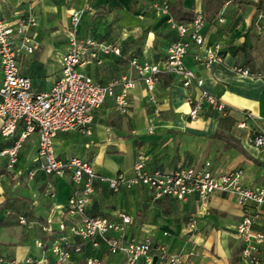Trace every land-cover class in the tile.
Returning <instances> with one entry per match:
<instances>
[{
	"label": "crops",
	"instance_id": "0c3cea01",
	"mask_svg": "<svg viewBox=\"0 0 264 264\" xmlns=\"http://www.w3.org/2000/svg\"><path fill=\"white\" fill-rule=\"evenodd\" d=\"M175 1L0 0V22L15 23L28 14L37 18L38 25L31 34L39 43L38 49L17 56V65L30 79L34 93L49 89L60 77L59 59L68 46L71 15L86 5L89 9L82 14L78 35L118 46L120 55L102 56L100 64L88 63L80 71L101 84L121 78L135 82L125 113L117 109L113 97L107 98L93 112L90 136L76 131L56 136L54 148L59 159H81L109 178H131L138 155L146 158L148 172L162 174L180 168L201 169L209 163L214 174L241 169L244 186L264 189V147L248 143L252 132L264 134V10L257 12L254 4L264 5L238 0L214 12L207 10L204 0H182L184 9L202 11L205 17L204 46L190 44L183 58L184 66L202 81V86L193 82L185 88L173 76H160L155 88L159 117L154 118L145 86L130 61L159 64L166 58L178 36L168 18L154 6L168 4L170 8ZM215 44L221 46L222 62L207 69L195 57ZM234 67L247 69L254 76L235 74ZM2 79L0 68V87ZM120 90L116 87L115 95ZM202 91L220 102L226 114H219L203 101ZM200 101L201 108L192 119V105ZM246 114L251 118L245 120ZM242 121H246V128L238 127ZM22 131L20 123L10 140L0 136V151L18 140ZM37 141V134L23 141L12 170L7 167L8 159L0 156V257L17 262L33 258L36 264H52L49 248L64 235L69 244L82 247L70 264H84L87 258L104 264H127L123 254H108L103 243L94 247L68 234L78 221L63 211L74 185L69 173L62 177L43 173ZM23 150L27 154L20 161ZM29 172H34L33 178H29ZM86 212L116 221L118 213L127 214L131 222L121 236L123 242L149 240L155 247L164 246L168 252L184 256L190 264H246L240 256L243 243L236 233L243 209L225 192L211 194L202 204L195 195L183 201L154 199L146 186L114 193L105 184H97ZM19 218H24L26 224H20ZM252 229L264 235V208L259 209ZM190 252L193 255L187 257ZM258 256L264 258V243ZM137 264L148 263L141 258ZM155 264L163 263L158 260Z\"/></svg>",
	"mask_w": 264,
	"mask_h": 264
},
{
	"label": "built area",
	"instance_id": "2783aa9c",
	"mask_svg": "<svg viewBox=\"0 0 264 264\" xmlns=\"http://www.w3.org/2000/svg\"><path fill=\"white\" fill-rule=\"evenodd\" d=\"M258 3L264 0H250ZM156 11L168 19V23L175 29L178 40L173 42L166 58L159 64H140L136 59L130 61L147 92V100L152 106V116L159 117L158 101L155 88L160 76L170 75L180 81L185 88L193 82L202 86V81L196 79L194 73L188 70L183 58L189 50L190 44L204 46L202 28L205 17L202 11H195L193 20L180 23L172 19L169 5L154 6ZM73 12L68 29V46L66 52L59 59L61 74L58 80L47 90L34 93L31 81L22 75L17 56L20 52L32 54L38 49L39 43L31 30L38 25L37 18L28 14L15 23L0 22V68L3 79L0 87V136L10 140L21 123L23 131L18 140L6 149L0 151L1 157L8 159L7 167L12 170L18 161V155L23 141L31 134H37V158L40 168L46 176L62 177L70 174L74 185L72 195L63 208L64 213L77 219V223L68 229V234L81 242H89L96 247L99 242L106 247L108 254H123L127 264H137L144 258L152 264L153 255L163 264H190L186 258L168 252L164 246H153L149 240L143 242H123L121 236L131 219L127 214L118 213L113 220L106 217H92L86 212L91 196L97 184H105L114 193L122 188L131 189L142 185L150 188L154 199L173 198L178 201L195 195L204 204L206 198L215 192L230 194L236 205L243 209V216L236 227V233L242 240L241 259L246 264H264V258L258 256L259 247L264 243V235L252 229L259 217V209L264 208V189H251L243 185V171L235 169L223 174L210 171V164L205 163L201 169L180 168L170 174L148 172L146 158L138 155L133 165V176L125 178L104 177L99 175L91 164L78 158L61 160L56 156L54 140L59 133L80 132L84 136L91 135L93 112L99 109L107 98H114L115 105L121 113L128 107V94L135 87V82L121 78L109 84H101L80 71L84 65L94 62L101 63L102 56L120 55L118 46L100 42L92 37L78 35V26L84 10ZM221 21V20H220ZM17 36V41L12 40ZM186 39V40H184ZM195 61L209 69L213 64L222 62L221 46L215 44L205 48L203 53L195 57ZM233 72L242 76H254L247 69L234 67ZM120 86V93L115 95L116 87ZM201 99L225 115V107L206 91H202ZM191 104V102H189ZM201 108V101L189 112L195 119ZM251 116L246 114L245 120ZM239 128H246V121L238 124ZM152 133L150 129L148 131ZM248 143L256 148L264 147V134L252 132ZM34 172H29V178ZM20 224H26L24 218H19ZM63 231V225L60 226ZM43 231L48 232L47 228ZM36 246L42 247L40 242ZM53 256L52 264H70L73 255L81 254V245H71L66 236L54 240L49 248ZM190 252L187 257L192 256ZM33 258L22 262L8 261L0 257V264H36ZM84 264H104L99 259L87 258Z\"/></svg>",
	"mask_w": 264,
	"mask_h": 264
},
{
	"label": "trees",
	"instance_id": "16d2710c",
	"mask_svg": "<svg viewBox=\"0 0 264 264\" xmlns=\"http://www.w3.org/2000/svg\"><path fill=\"white\" fill-rule=\"evenodd\" d=\"M208 11L218 12L219 9L227 2L238 1V0H204ZM257 12L263 11V6L254 4ZM169 13L172 19L176 22L189 23L193 20L194 12L186 10L182 7V0H176L169 8Z\"/></svg>",
	"mask_w": 264,
	"mask_h": 264
},
{
	"label": "rangeland",
	"instance_id": "374dc122",
	"mask_svg": "<svg viewBox=\"0 0 264 264\" xmlns=\"http://www.w3.org/2000/svg\"><path fill=\"white\" fill-rule=\"evenodd\" d=\"M24 150H25V148H24ZM24 150H23V152H22V154L20 156V161H24L25 160L24 158L26 157L27 152H24Z\"/></svg>",
	"mask_w": 264,
	"mask_h": 264
},
{
	"label": "water",
	"instance_id": "95a60500",
	"mask_svg": "<svg viewBox=\"0 0 264 264\" xmlns=\"http://www.w3.org/2000/svg\"><path fill=\"white\" fill-rule=\"evenodd\" d=\"M156 261H157V256H156V255H154V256L152 257V264H155V263H156Z\"/></svg>",
	"mask_w": 264,
	"mask_h": 264
}]
</instances>
